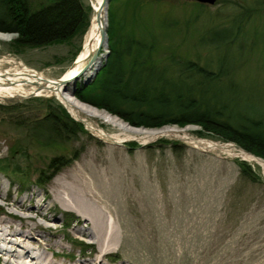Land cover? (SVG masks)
I'll use <instances>...</instances> for the list:
<instances>
[{
    "label": "rangeland",
    "instance_id": "374dc122",
    "mask_svg": "<svg viewBox=\"0 0 264 264\" xmlns=\"http://www.w3.org/2000/svg\"><path fill=\"white\" fill-rule=\"evenodd\" d=\"M31 1L37 3L40 0ZM83 1L90 4L92 14L91 0ZM133 1L139 2L135 14L132 12ZM235 2L237 0H215L213 3L197 0L113 1L116 7L120 6L119 15L123 12L125 28L131 29L141 18L139 22L142 20L149 28L158 30V16L167 12L166 44L173 52L189 57L198 53L203 56L206 50L196 43V35L206 27L225 21L227 14L236 13L239 8L234 7ZM197 3H203L205 7H199ZM108 20L107 16V30ZM245 27L258 33L259 40L246 45L251 48L238 59L234 74L237 86H242L239 103L244 105L246 100L257 106L263 102L259 97H264V42L261 41L264 11L254 14ZM109 31L111 38L113 29ZM6 33L11 36L0 38V70L12 71L19 63H24L49 78L59 77L72 64L75 57L71 60V52L79 43L73 38L71 44L52 43L15 52L7 47V42L16 34ZM212 56L213 61L218 57L217 54ZM79 85H83L82 82L76 83L75 90ZM75 90L72 95L81 100ZM47 96L55 98L82 128L66 142L58 143L60 147L56 150L35 142L28 137L24 126L14 123L42 114L44 107L35 100ZM100 124L110 132L119 130L110 123L101 121ZM167 125L184 128L188 135L196 138L230 143L231 147L228 152L204 149L180 137L167 135L141 142L131 133L124 135L126 139L121 142L104 141L93 135L53 94L42 92L0 98V158L14 150L12 160H17L22 168L28 165V171L33 173L29 174L30 183L22 185L0 172V205L5 201L16 203L22 197L24 206L31 207L36 204L35 199H39L41 210L54 217L36 216L39 222L36 233L47 243H52L49 249L41 251L51 259L61 258L65 264H81V261L97 256L99 243L91 241V236L79 233V228L87 226L79 213L61 205L55 190L56 179L63 177L68 181L80 173L89 186L102 194L101 198L111 210L108 215L115 218L119 232V237L107 245L108 252L101 257L102 264H264V169L237 155L236 152L243 148L233 141L205 132L200 134L198 124ZM20 140L23 146L26 144L25 162L16 146ZM172 141L176 142L175 146ZM52 155H64L69 159L44 183L36 184L38 169L47 170ZM238 161L249 164L256 177H240ZM6 211L10 214L0 211V215L6 217L12 213L18 217L22 212L16 208H6ZM45 224L49 228L44 229ZM2 256L0 264H7Z\"/></svg>",
    "mask_w": 264,
    "mask_h": 264
},
{
    "label": "trees",
    "instance_id": "16d2710c",
    "mask_svg": "<svg viewBox=\"0 0 264 264\" xmlns=\"http://www.w3.org/2000/svg\"><path fill=\"white\" fill-rule=\"evenodd\" d=\"M113 1L108 3L107 56L93 79L79 85L75 95L134 126L198 124L200 134L205 132L231 140L264 158V97H259L263 100L260 105L248 104L244 99L241 105L239 89L242 86H237L234 74L238 59L251 48L246 45L259 40L258 33L245 25L254 14L264 11V0H237L236 13L227 14L225 21L206 27L196 35V43L206 51L203 56L198 53L194 57L179 55L166 44L167 12L158 16V30L149 28L142 20L139 22L141 18L131 29L125 28L123 12L119 15L120 6L116 7ZM197 6L204 8L205 4L197 3ZM137 7L139 2L133 1L134 14ZM90 15L91 6L83 0H40L37 3L0 0V31L16 34L7 42V47L15 52L52 43L71 44L72 39L77 38L79 43L71 52L73 60ZM110 28L113 29L111 38ZM261 41L264 42V32ZM212 54L218 56L215 61ZM35 101L43 105L42 114L14 122L24 126L28 137L35 142L56 150L60 147L58 143L82 131L79 122L52 96L36 97ZM18 119L21 118L15 120ZM175 145L174 141L172 146ZM16 146L25 162L23 141H18ZM13 152L0 158V172L19 184L30 183L29 174L33 173L28 171V165L22 168L17 160H12ZM68 159L64 155H52L47 170L38 169L35 183H44ZM237 165L240 177H256L245 161H238Z\"/></svg>",
    "mask_w": 264,
    "mask_h": 264
},
{
    "label": "bare ground",
    "instance_id": "6f19581e",
    "mask_svg": "<svg viewBox=\"0 0 264 264\" xmlns=\"http://www.w3.org/2000/svg\"><path fill=\"white\" fill-rule=\"evenodd\" d=\"M91 5L93 11L74 63L69 65L57 78L45 77L41 72L31 69L24 63H19L12 71L0 70V98L22 97L31 93L39 94L42 92L53 94L65 104L75 118L82 120L93 135L104 141L121 142L126 139L124 135L129 133L141 142L167 135L180 137L185 142L199 148L220 149L228 152L231 147L230 143H218L208 139L196 138L188 135L184 128L177 126H132L118 115L112 114L104 108L83 102L72 95V89L76 85L72 79L73 76L86 66L78 81L82 82L83 79L91 77L100 67L107 53L108 9L101 5V0H91ZM10 36V33L0 32L2 39H8ZM94 52H97V56L89 63ZM25 84L28 87L24 86ZM101 121L110 123L119 130L110 132L100 124ZM236 154L260 164L264 169L263 158L243 149L238 150ZM55 187L61 205L79 213L83 223L87 226L81 230L79 228V233L88 237L91 236V241L99 243L97 256L93 259L83 260L81 264H102L101 257L108 252L106 250L107 245L112 244L119 237L116 220L114 217H109L108 212L111 210L101 198L102 194L94 186H89L80 173L68 181L63 177L59 180L56 179ZM1 189L4 191L6 187ZM0 195L2 194L0 193ZM52 198L54 201L56 200L54 195ZM35 200L36 204L31 205V207L24 206L22 197L16 203L12 204L5 201L0 205V211L5 214L8 212L6 208L22 210L17 215L18 217L12 213L6 217L0 215V256L3 254L2 257L7 264H65L61 258L51 259L41 251L45 248L49 249L52 243H47L39 233H36L35 230L39 225L36 216L40 214V217L44 219L54 217L53 215H46L41 210V201L37 198ZM16 218L19 222H16ZM43 228H49L48 224H45ZM52 256L54 255L52 254Z\"/></svg>",
    "mask_w": 264,
    "mask_h": 264
},
{
    "label": "water",
    "instance_id": "95a60500",
    "mask_svg": "<svg viewBox=\"0 0 264 264\" xmlns=\"http://www.w3.org/2000/svg\"><path fill=\"white\" fill-rule=\"evenodd\" d=\"M108 1H109V0H101V5H103V6L105 7V9L108 8ZM197 1H199V2L213 3L215 0H197ZM86 30H87V29H86ZM106 55H107V54H106ZM106 55H105V56H106ZM96 56H97V52H94V53L92 54V56H91V59H90L89 63L92 62V61L95 59ZM75 59H76V58H74V60L72 61V63H74ZM89 63H88V64H89ZM88 64H87V65H88ZM85 69H86V66H85L84 68H82L79 72H77V73L73 76L72 79L74 80V82H76L77 80H79V78H80L82 72H84ZM97 70H98V69H97ZM97 70L94 72V74H93L91 77H87V78L83 79L82 84H83V85H86L88 82H90V81L93 79V77L95 76ZM58 79H59V78H58ZM74 90H75V88L72 89V93L74 92ZM141 127H144V126H141Z\"/></svg>",
    "mask_w": 264,
    "mask_h": 264
}]
</instances>
